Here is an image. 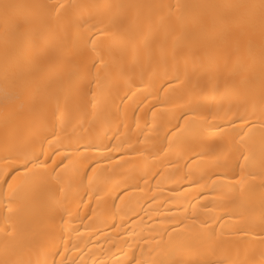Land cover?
I'll return each mask as SVG.
<instances>
[{"label":"bare ground","instance_id":"obj_1","mask_svg":"<svg viewBox=\"0 0 264 264\" xmlns=\"http://www.w3.org/2000/svg\"><path fill=\"white\" fill-rule=\"evenodd\" d=\"M0 264H264V0H0Z\"/></svg>","mask_w":264,"mask_h":264}]
</instances>
